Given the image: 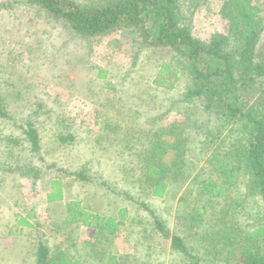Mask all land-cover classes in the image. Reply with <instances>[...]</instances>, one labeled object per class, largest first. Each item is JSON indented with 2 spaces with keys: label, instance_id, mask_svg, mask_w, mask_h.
I'll use <instances>...</instances> for the list:
<instances>
[{
  "label": "rangeland",
  "instance_id": "374dc122",
  "mask_svg": "<svg viewBox=\"0 0 264 264\" xmlns=\"http://www.w3.org/2000/svg\"><path fill=\"white\" fill-rule=\"evenodd\" d=\"M183 1L196 38L220 33L235 42L222 0ZM256 2L264 17V0ZM0 5V264H37L41 243L71 264H229V252L264 218V201L243 171L227 182L211 160L247 143L243 124L220 129L221 118L184 102L187 78L175 90L155 83L169 49L141 52L118 33L82 40L27 0ZM243 95L248 110L264 111V83L246 85ZM29 126L38 133L37 153ZM156 145L167 147L163 162L183 171L164 197L151 194L144 171ZM209 180L225 195H198ZM53 181L65 201L47 202ZM71 202L114 219L116 232L65 224ZM173 237L188 254L173 249Z\"/></svg>",
  "mask_w": 264,
  "mask_h": 264
},
{
  "label": "trees",
  "instance_id": "16d2710c",
  "mask_svg": "<svg viewBox=\"0 0 264 264\" xmlns=\"http://www.w3.org/2000/svg\"><path fill=\"white\" fill-rule=\"evenodd\" d=\"M202 1L191 0L194 7ZM256 1L222 0L221 15L228 21L234 43L230 36L220 33H215L207 41L196 38L193 13H188L183 0H27V3L82 40L118 33L141 52L151 48L171 50L169 63H163L160 70L162 78L155 83L175 90L178 81L187 78L184 102H198L204 112L221 118L220 129L227 123L243 124L248 132L247 143L241 141V147L233 154L227 153L226 160L220 159L221 154L215 151L211 160L227 182L235 179L237 168L242 170L248 177L250 192L264 201V111L248 110L243 102L246 85L264 83V17ZM163 74L168 77H163ZM0 115H4L1 108ZM25 133L33 151L39 152L37 131L29 126ZM166 149V146L161 149L156 145L153 155L146 159L144 171L154 184L151 194L155 197H164L169 182L183 175L180 163L175 167L163 162ZM230 159L237 163L236 168L232 167L234 162H228ZM75 175L81 180L87 179L83 172ZM51 188L47 202H62L64 189L61 183L53 181ZM198 189L201 197L209 194L213 199L225 195V189L211 180L200 182ZM64 223L81 224L110 234H114L118 227L114 219L90 213L78 202L67 204ZM155 223L163 231L157 219ZM19 224L32 227L24 219H20ZM238 243L241 244H238L237 252L228 254L229 264H264V218ZM172 247L188 254L178 237H173ZM52 255L49 247L41 243L37 250V264H71L65 258L60 259L61 253L55 258Z\"/></svg>",
  "mask_w": 264,
  "mask_h": 264
},
{
  "label": "crops",
  "instance_id": "0c3cea01",
  "mask_svg": "<svg viewBox=\"0 0 264 264\" xmlns=\"http://www.w3.org/2000/svg\"><path fill=\"white\" fill-rule=\"evenodd\" d=\"M65 200H66V196H65V191H64V200H63V201H65ZM63 201H62V202H63ZM66 206H67V205H66Z\"/></svg>",
  "mask_w": 264,
  "mask_h": 264
}]
</instances>
